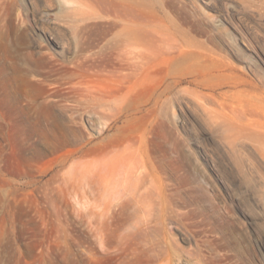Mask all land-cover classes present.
<instances>
[{
    "label": "rangeland",
    "instance_id": "374dc122",
    "mask_svg": "<svg viewBox=\"0 0 264 264\" xmlns=\"http://www.w3.org/2000/svg\"><path fill=\"white\" fill-rule=\"evenodd\" d=\"M61 1L0 0V264H164L159 239L146 248L134 221L96 207V185L85 176L96 151L138 136L209 264H264L263 166L249 140L232 144L195 103L209 93L222 102L209 107L236 113L234 78L219 74L206 49L237 67L249 60L216 30L228 8L226 30L244 32L264 52V0H84L89 10ZM122 23L140 26L147 40L159 34L168 58L157 50L149 58L145 42L127 45ZM129 50H145L150 62L117 70L124 62L116 54L133 57ZM51 95L71 107L45 105ZM177 230L190 248L194 241Z\"/></svg>",
    "mask_w": 264,
    "mask_h": 264
},
{
    "label": "bare ground",
    "instance_id": "6f19581e",
    "mask_svg": "<svg viewBox=\"0 0 264 264\" xmlns=\"http://www.w3.org/2000/svg\"><path fill=\"white\" fill-rule=\"evenodd\" d=\"M61 2H63L65 5H69L70 8H74V9L84 7L89 10L91 9L90 7H92L91 3H89L88 1H84V0H63ZM208 2L209 1H207V3ZM235 9H236L235 7L232 8V11L234 13L236 12L238 8L236 10ZM225 11L227 15L228 14L230 15V12H231L230 9L228 10V8H226ZM238 11L239 10H237V12ZM227 15L224 13L222 17L216 20V30L217 31L223 30V34L226 35L228 39H230L229 43L231 45H234L235 50L233 51H237V53H241L243 55H245V50L252 53V54H249L247 57L249 58V60L246 61L245 65L243 64V65H240L241 67H237L235 64H233L231 61L227 59L224 53L222 55L221 54L222 51H220L219 49H213L212 47H207L206 51L210 57L212 58L214 57L219 61L218 70H219L220 75L225 76V78L226 76L234 78L233 86L235 87L237 91L236 113H228L227 111L223 109V107H220V108L209 107L208 106L209 104L211 103L215 104L217 101L222 106V102H220L215 97H212L213 95L211 97L208 96L209 93L208 95H205V94L200 95L201 97H198V99L195 100V103L198 107L201 108L205 117L212 124H214V126L223 128L228 132L227 135H228L229 141L232 144L239 145L241 141H244L245 139L250 141L249 145L253 153L256 155L257 161L263 166L262 169L264 173V74L261 73L262 72L261 70L263 69V67L259 65L260 67H262V69H260L257 64L259 63L257 61H260L264 65V52L260 51L262 47H257V44L255 42L246 38L245 36L246 34L244 32H241L240 30L237 29L238 31L236 35L226 30L224 21L226 20ZM86 25L84 27H87ZM126 26L127 25H125V23H122L121 26H118V29L120 27V29L123 30L122 33L127 31L124 34V36L122 35L123 39L124 37H126L125 42H127L128 40H131V41H128L127 45L130 46V45H137V44L142 43V46H144L143 43L145 42V46H148V49L151 50V53L149 55L147 54L148 56H151L149 58H153V59L154 57L156 58L157 55L154 57H152L151 55L154 52L153 50H157L164 56L166 55L164 53H166L167 51H164L163 49L165 48L163 46L164 44L163 45L159 44L161 45L160 48L156 46L160 41L162 42L164 41L163 39H161V37L159 38V34L157 35L158 36L157 38L155 37V35H150L151 34L150 32L149 35L151 38L150 40L149 39L147 40L146 39L147 37L143 33H140V26L132 25L133 28L130 27L131 25L129 27H126ZM129 30L131 32H129ZM116 31L118 32V30ZM128 32L131 35L130 37L131 39H129L130 35L128 34ZM154 33L156 32L154 31ZM52 34L49 35L48 33L47 35L49 36L47 38L51 39L53 41V44L56 45L57 47L63 48L64 44L59 42L60 37L56 35L57 37H59V40H57L58 38L55 39L56 36L53 37L51 36ZM144 38H145V41H144ZM123 39H121V41ZM158 40L159 42H157ZM123 43L121 44L122 46H123ZM125 46H123V48ZM260 46H262V44ZM133 48L135 47L133 46ZM158 49L161 51H159ZM119 50L116 52L121 53L119 52ZM167 50L168 52H170L169 49ZM122 51H125V50H122ZM143 51H140L139 53V51L137 50L136 51L129 50L130 54L133 53V57L125 56L126 52L124 54L122 52L121 56L118 54V56H120V59L118 58L116 54V58H117L116 60L117 61L121 60V62L123 61L125 65L124 67V65L119 62L120 64H122V65H119V67L120 66L122 67L121 68L118 67L117 70L120 69L121 71L122 68L123 70H125L126 68L130 69L129 67H133L131 68L132 70H137L139 66V61L142 62L143 59H146L148 57L146 55V53L148 52H146L145 50ZM158 52H154V53L158 54ZM98 53L99 52H92V54L94 55L96 54L97 56H98ZM168 54L169 53H167V55ZM138 56H140L139 60L136 59L138 58ZM168 56L165 58H168ZM149 58H147L148 60L147 59L144 60V63H147L148 61L150 62L151 59L149 60ZM134 59L138 60V63L137 61L135 62ZM244 70L248 72V74L252 77V79H248L246 77L247 74ZM125 74L126 73H123V76H125ZM135 75H136V72H135ZM248 86H254L258 92L256 94L249 93V91H247ZM50 97H55L58 99L51 100L54 98H50ZM44 99L45 100H42V101L45 105H48L51 107L55 106L60 110L65 109L67 111L69 107H71L69 103L67 102L68 100L64 97H57L56 95H51L47 99L46 98ZM118 111L120 110L118 109ZM105 116L106 115H104L103 117ZM105 118H108V117L106 116ZM134 139H127V140L125 139L121 141H119L118 139L119 142L115 141L116 146H113L112 148H107V146L105 148L104 146L103 149H101L100 151H96L94 155L91 157V159L88 160L89 166H85V168L89 167L88 169H89L90 175H87L85 173V176H91L93 183L96 185L95 186V189H97L96 194L98 192V195H99V197L96 196L95 198L96 207H99V208L101 207L105 213L109 211L117 212L119 213V215L124 216L127 222L134 221L132 231L133 233L134 231L135 233L138 232L139 235L140 233H142L143 239L145 240V244L147 246L146 248H153L154 246L153 247H150V246H152L154 242L156 243V241L159 239L158 241L160 242L157 241L156 244L160 245L159 247H162V244H163L164 247L162 248H165V251H164L165 255L163 258L165 260L164 264H209L212 258L211 253L206 254L202 251L201 248H197L200 245L199 240L196 239L194 233L191 232L190 229L186 228L187 226L185 227L184 225L181 224L179 217H177L178 221L175 217V214H174L175 204L173 206V203L170 201V198L167 193L169 190L168 188H170V186L166 184V180L168 176L165 175L164 177L160 175V173H158L153 163L147 157H145L143 154L140 153V143L145 144L147 140H144L143 138L141 140L139 136L137 138L134 137ZM112 140H115V139H112ZM88 161H86V163ZM84 165L86 164L83 162V164L80 166L81 168L79 171L80 173L79 180H80L81 187L83 184V182L81 181H83L82 178L84 175V169H83ZM89 178H87V181H89L88 180ZM100 195H102V197H100ZM173 229L175 230L178 229L181 231V234H183V236L181 235L183 237V238L181 237V239H187L189 241H192V240L194 241L192 242L191 245H189L190 248L185 249L183 248L182 245H180L177 242L178 237L177 238L174 237L175 234L173 233L174 232ZM159 234H160V238H158Z\"/></svg>",
    "mask_w": 264,
    "mask_h": 264
}]
</instances>
